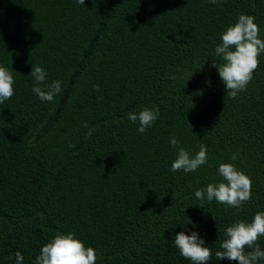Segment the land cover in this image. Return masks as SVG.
<instances>
[{
  "label": "trees",
  "instance_id": "trees-1",
  "mask_svg": "<svg viewBox=\"0 0 264 264\" xmlns=\"http://www.w3.org/2000/svg\"><path fill=\"white\" fill-rule=\"evenodd\" d=\"M240 14L264 39V0H0V66L15 81L0 104V264L17 251L35 264L57 232L96 264H192L174 246L181 231L205 241L208 264H238L215 252L228 226L264 211V54L235 98L211 65ZM32 65L61 81L53 101L32 91ZM144 107L159 116L141 134L127 116ZM172 136L193 156L204 144L207 163L171 171ZM221 163L252 180L240 209L195 197Z\"/></svg>",
  "mask_w": 264,
  "mask_h": 264
},
{
  "label": "clouds",
  "instance_id": "clouds-1",
  "mask_svg": "<svg viewBox=\"0 0 264 264\" xmlns=\"http://www.w3.org/2000/svg\"><path fill=\"white\" fill-rule=\"evenodd\" d=\"M208 2L216 4L220 0ZM77 3L84 5L85 0H77ZM254 20L255 17L252 15L240 14L236 22L229 24L221 33L222 43L215 47L211 66L217 69L227 96L232 98L246 90L259 66V56L264 54V39L260 38V29ZM30 76L34 80L32 91L42 102H51L62 92L61 81L45 83L47 72L41 66L32 65ZM14 82L12 71L0 66V104L14 95ZM96 88L99 90L98 85ZM158 116V107H144L139 112L128 113L127 118L133 124L138 123V131L143 134L154 124ZM82 126L89 127L87 122ZM94 131L95 129L89 128L86 138H90ZM170 144L177 150L171 171L194 172L207 163V148L204 144L199 145V151L194 156L180 146V141L175 136L170 137ZM68 146L74 147L71 143ZM217 174L222 178L221 181L208 183L206 187L197 189L195 191L197 199L203 201L206 198L208 202L215 200L219 204L237 209L251 200L252 180L233 163L219 164ZM213 219L215 220L214 216ZM261 236H264V211H257L250 222L237 219L226 228L225 239L220 244L222 250L216 251L215 256L218 260L227 259L237 261L238 264H258V261L264 260V250L258 244ZM174 246L180 255L190 260L192 264H208L212 259V250L205 246V241L196 231L191 235H187L185 231L177 233ZM23 259L21 252L17 251L16 264H22ZM96 261V250L86 247L73 232L55 233L41 247L35 258V264H96Z\"/></svg>",
  "mask_w": 264,
  "mask_h": 264
}]
</instances>
